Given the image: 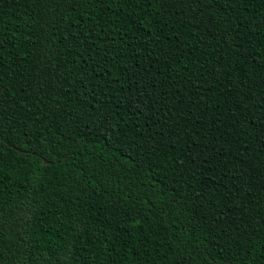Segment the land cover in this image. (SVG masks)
<instances>
[{"label": "trees", "instance_id": "1", "mask_svg": "<svg viewBox=\"0 0 264 264\" xmlns=\"http://www.w3.org/2000/svg\"><path fill=\"white\" fill-rule=\"evenodd\" d=\"M0 264H264V0H0Z\"/></svg>", "mask_w": 264, "mask_h": 264}]
</instances>
